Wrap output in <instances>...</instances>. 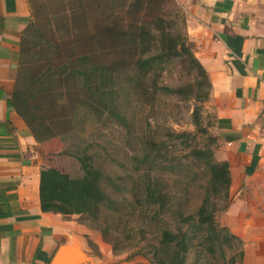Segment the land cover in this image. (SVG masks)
Masks as SVG:
<instances>
[{
    "label": "rangeland",
    "instance_id": "374dc122",
    "mask_svg": "<svg viewBox=\"0 0 264 264\" xmlns=\"http://www.w3.org/2000/svg\"><path fill=\"white\" fill-rule=\"evenodd\" d=\"M80 1L82 0H59L57 4L43 1L39 14L34 19L35 26L45 33H59L56 31L57 26H71V39H79L87 35L89 30L92 32L100 29L103 32L101 29L104 26L115 23L116 31L102 38L104 45L110 46L109 48L124 41L123 34L129 32L132 22H144V18L152 14H168L172 20H176V29L180 27L184 35L187 33L185 10L177 0H169L160 9L156 5L147 7L143 3L138 10L130 0H96L95 4L85 0L84 7L79 6ZM72 48V51L65 52L66 57L85 52L75 45ZM110 55L117 58V63L123 58L129 61L135 57L133 51L123 47L113 50ZM44 58L45 55L37 47L30 52L28 60H37L31 64V77L45 73L50 68L48 63L38 62ZM126 71L107 76V89H111V92L104 98L112 107L111 112L107 108L102 111L100 104L96 102L92 106L96 110L94 113H87L84 107L76 105V102L86 103L88 97L84 84L78 78L61 86L52 83L47 76L44 83L46 90H41V93L37 90L39 84H30L28 79L27 83L24 82V87L30 86V90L38 92L37 97L31 100L37 105L35 111L44 115L52 124L53 130L58 132L42 144L43 165L48 169L67 173L72 178H80L84 175V170L79 155L88 152L96 157L97 165L104 171L103 187L118 201L113 208L102 211L100 227L86 214L71 220L99 233L103 240L101 229L107 227L105 242L111 246L113 242L117 243L113 252H124V257L138 251H149V241L157 240L149 233L144 205L141 204L148 183L149 170L142 161L148 137L152 135L158 140L166 141L169 157L173 160L169 168H162V164L156 166L153 175L159 182L165 181L170 191L173 212L164 217L173 228L189 227L188 223L182 221V217L196 215L210 184V173L205 161L195 159L191 151L194 148L213 147L208 136L201 134V130L193 123L191 109L195 104L194 99L166 94L160 90L153 99H148L141 90L140 94L134 91L129 83V69ZM153 73L160 86L175 87L202 79L195 70L190 74L188 65L176 58L168 62L163 70ZM55 103L56 107L53 108ZM75 105L80 107L76 109L79 112L78 118L69 121L75 115ZM210 123L211 114L203 103L202 126L209 130ZM37 131L41 133L42 127L38 126ZM183 131L192 134L186 140L175 137L176 133ZM211 201L219 208L226 203L222 194L212 195ZM222 214V209L216 212L223 240L216 242L212 250L207 248L208 243L202 244L206 232L200 228L191 229L193 244L187 254L186 264H264V253L247 254L243 238H228L231 230L223 223ZM145 232H148V238H144ZM88 235L86 234L87 242L94 248Z\"/></svg>",
    "mask_w": 264,
    "mask_h": 264
},
{
    "label": "crops",
    "instance_id": "0c3cea01",
    "mask_svg": "<svg viewBox=\"0 0 264 264\" xmlns=\"http://www.w3.org/2000/svg\"><path fill=\"white\" fill-rule=\"evenodd\" d=\"M38 1L0 0V264H49L60 244L72 242L92 257L88 264H152L141 254H115L99 233L71 220L80 214L42 210L43 143L9 105ZM177 1L211 83L204 106L214 156L229 164L223 223L246 241L247 254L264 253V0Z\"/></svg>",
    "mask_w": 264,
    "mask_h": 264
},
{
    "label": "trees",
    "instance_id": "16d2710c",
    "mask_svg": "<svg viewBox=\"0 0 264 264\" xmlns=\"http://www.w3.org/2000/svg\"><path fill=\"white\" fill-rule=\"evenodd\" d=\"M43 1H50L52 4L59 3V0H39L33 5V19L29 22L21 40L18 74L15 89L9 98V105L23 118L37 141L43 143L56 136L58 132L53 130L52 124L44 115H39L35 111L37 105L31 100L37 97L38 92L30 90V86L24 87V82L27 83V79L30 84H39L40 89L38 87L37 90L41 93V90H46L44 83L47 81V76L52 83L61 86L69 84L73 78H78L88 93L86 98L88 103L76 102V105L84 107L87 113L96 112L95 107H92L93 102L100 104L102 111L107 108L111 112L112 107L107 104L104 98L111 92V89H107L108 77L127 69H129V83L134 91L140 94L139 90H141L149 97L148 99H153L158 90L166 94H176L184 98L194 99L195 104L191 109L193 123L198 130H201L199 131L201 134L208 136L213 147L194 148L191 154L195 159L205 161L210 173V184L196 215L182 217V221L188 223L189 227H171L164 217L173 212L170 191L167 189L165 181L159 182L153 175L156 166L162 164V168H169L172 166L173 160L169 157L166 141L158 140L150 135L146 140V151L142 157V161L147 165L149 172L145 196L142 197L141 204L144 205L149 233L157 240L149 241V251L145 253L138 251L134 254L143 255L152 264H186L187 254L193 244V239L190 236V231L193 228H200L206 232L202 244L208 243L207 248L212 250L216 242L223 240L216 212L227 208L229 205L231 177L228 162L219 161L214 156L216 137L202 126L203 103L209 98L211 83L207 71L194 55L188 34L184 35L180 27L176 29V20H172L168 14H152L145 17L144 22H132L129 25V32L123 34L124 41L109 48L110 46L104 45L102 38L104 39L106 34H112L114 30L116 31L115 23L111 25L112 27L104 26L101 29L104 34L100 29L92 32L89 30L87 35L79 39H71V26L67 25L57 26L56 31L59 33L41 31L35 26L34 19L38 16ZM88 1L93 4L96 3V0ZM84 2L85 0L80 1L79 6L84 7ZM130 2L137 10L143 3L147 7L156 5L160 9L161 6L169 3V0H130ZM114 25L115 27H113ZM73 45L80 47L85 52L68 58L65 56V52L72 51ZM35 47L45 55V58L38 62L48 63L50 68L45 73L31 77V64L37 60L30 62L28 56ZM121 47L133 51L135 57L129 61L123 58L118 61L120 63H117V58H112L110 54L113 50L121 49ZM175 58L179 59L182 64L188 65L190 74L195 70L202 79L175 87L158 85V78L153 72L163 70L165 65ZM59 95L62 99V93ZM51 96L54 95L51 94ZM53 98L55 99V97ZM76 105L73 110L75 115L69 121H75L78 118L79 112L76 109L80 107H76ZM55 107L56 103L53 108ZM98 107L96 108L98 109ZM38 126L42 127L41 133L37 131ZM191 134V132L183 131L176 133L175 137H183L186 140ZM79 159L84 170V175L80 178H72L67 173L42 166L41 207L43 211H54L64 215L86 214L92 219L91 221L99 224L102 211L113 208L118 204V201L103 187L105 175L102 168L97 165L96 157L88 152H83L79 155ZM220 194L226 200L221 208L211 201L212 195ZM107 230V227L101 229L104 241H106ZM147 235L148 232H145L144 238H148ZM230 237L241 240L233 233L228 236V238ZM116 244L112 243L113 250H116Z\"/></svg>",
    "mask_w": 264,
    "mask_h": 264
},
{
    "label": "water",
    "instance_id": "95a60500",
    "mask_svg": "<svg viewBox=\"0 0 264 264\" xmlns=\"http://www.w3.org/2000/svg\"><path fill=\"white\" fill-rule=\"evenodd\" d=\"M92 261V257L79 244L72 242L60 244L49 264H88Z\"/></svg>",
    "mask_w": 264,
    "mask_h": 264
}]
</instances>
